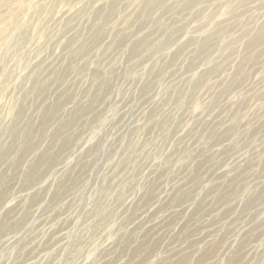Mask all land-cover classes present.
Listing matches in <instances>:
<instances>
[{
	"label": "rangeland",
	"instance_id": "1",
	"mask_svg": "<svg viewBox=\"0 0 264 264\" xmlns=\"http://www.w3.org/2000/svg\"><path fill=\"white\" fill-rule=\"evenodd\" d=\"M0 264H264V0H0Z\"/></svg>",
	"mask_w": 264,
	"mask_h": 264
}]
</instances>
